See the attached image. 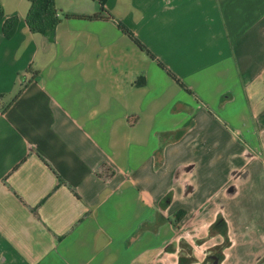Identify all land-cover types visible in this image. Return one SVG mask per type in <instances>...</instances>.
Instances as JSON below:
<instances>
[{"label": "crops", "instance_id": "crops-1", "mask_svg": "<svg viewBox=\"0 0 264 264\" xmlns=\"http://www.w3.org/2000/svg\"><path fill=\"white\" fill-rule=\"evenodd\" d=\"M0 4V264H264V0Z\"/></svg>", "mask_w": 264, "mask_h": 264}, {"label": "trees", "instance_id": "trees-1", "mask_svg": "<svg viewBox=\"0 0 264 264\" xmlns=\"http://www.w3.org/2000/svg\"><path fill=\"white\" fill-rule=\"evenodd\" d=\"M30 5L25 15V22L28 26V29L32 33H37L44 36L48 41L54 40V34L56 26L59 24L61 19H72V18H81L88 20L95 19H108L112 18V15L106 10L104 7L106 0H97L99 4L100 11L98 13L92 15H79L73 13H63L60 17L59 11L56 8L55 0H27ZM0 22H1V30L2 34L5 38H11L17 28L18 25V17L11 16L4 18V10L0 4ZM118 27L123 31H126V28L123 27L120 23H118ZM26 72L32 73V77L30 80L36 78L37 71H33L31 66L26 69ZM27 83L22 85L17 93L13 96L10 102L4 108V111L8 109L11 104L20 96L26 87Z\"/></svg>", "mask_w": 264, "mask_h": 264}, {"label": "flooded vegetation", "instance_id": "flooded-vegetation-1", "mask_svg": "<svg viewBox=\"0 0 264 264\" xmlns=\"http://www.w3.org/2000/svg\"><path fill=\"white\" fill-rule=\"evenodd\" d=\"M218 257L221 258V259L223 258V256H222V254H221L220 251H219V252H216V253L213 254V255L210 254V255H209V258L211 259V261H209V264H220V263H219V260H220V259H219L218 261L216 260V258H218ZM262 258H264V256H263ZM260 260H261V259H259L258 261H260ZM206 262H207V261H205L204 263L206 264Z\"/></svg>", "mask_w": 264, "mask_h": 264}, {"label": "rangeland", "instance_id": "rangeland-1", "mask_svg": "<svg viewBox=\"0 0 264 264\" xmlns=\"http://www.w3.org/2000/svg\"><path fill=\"white\" fill-rule=\"evenodd\" d=\"M210 249H212V254L214 253H216V252H219L220 251V246L219 245H213V246H211V248ZM209 249V250H210ZM204 250L203 251H201V253H199L200 255V259H203V258H205V255H204ZM260 254V253H259ZM259 254H256V256L258 257V256H260ZM259 258H261V257H258V260H259Z\"/></svg>", "mask_w": 264, "mask_h": 264}]
</instances>
